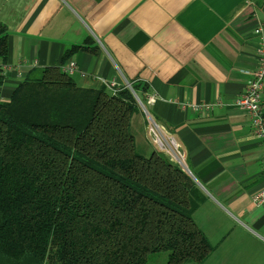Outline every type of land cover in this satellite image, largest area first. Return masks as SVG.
Segmentation results:
<instances>
[{
  "label": "crops",
  "instance_id": "1",
  "mask_svg": "<svg viewBox=\"0 0 264 264\" xmlns=\"http://www.w3.org/2000/svg\"><path fill=\"white\" fill-rule=\"evenodd\" d=\"M0 23L9 35L2 101L32 73L62 66L69 48L95 49L63 65H76L82 89L137 85L148 115L180 145L202 198L192 218L214 248L203 264H264V209L252 203L264 147L234 105L257 65L264 0H0ZM147 124L139 106L130 130L145 157L156 151Z\"/></svg>",
  "mask_w": 264,
  "mask_h": 264
},
{
  "label": "trees",
  "instance_id": "2",
  "mask_svg": "<svg viewBox=\"0 0 264 264\" xmlns=\"http://www.w3.org/2000/svg\"><path fill=\"white\" fill-rule=\"evenodd\" d=\"M78 51L96 50L73 46L62 66L0 98V264H148L162 253L166 264H203L214 248L192 218L194 181L157 151L137 152L130 90L82 89L63 72Z\"/></svg>",
  "mask_w": 264,
  "mask_h": 264
},
{
  "label": "built area",
  "instance_id": "3",
  "mask_svg": "<svg viewBox=\"0 0 264 264\" xmlns=\"http://www.w3.org/2000/svg\"><path fill=\"white\" fill-rule=\"evenodd\" d=\"M254 35L260 39L257 65L252 72L247 73L249 80L245 85L243 93L234 100V105L247 113L254 135L261 140L264 147V105L262 102V91L264 88V32L261 28H257L254 31ZM62 70L64 73L72 75L76 70V65L70 62L63 66ZM107 88L112 95H116L121 91L114 82L109 83ZM125 88L132 92L137 104L147 114V135L156 151L178 166L182 171L188 173L185 164L186 156L180 145L148 115L133 91L132 84L126 83ZM151 102H153V98L150 99ZM191 108L194 111L200 109L199 106H192ZM262 169L264 170V155L262 158ZM252 203L256 207L264 209V187L252 197Z\"/></svg>",
  "mask_w": 264,
  "mask_h": 264
},
{
  "label": "rangeland",
  "instance_id": "4",
  "mask_svg": "<svg viewBox=\"0 0 264 264\" xmlns=\"http://www.w3.org/2000/svg\"><path fill=\"white\" fill-rule=\"evenodd\" d=\"M168 253L150 256L148 264H166Z\"/></svg>",
  "mask_w": 264,
  "mask_h": 264
}]
</instances>
